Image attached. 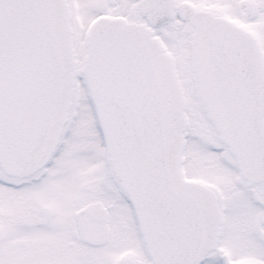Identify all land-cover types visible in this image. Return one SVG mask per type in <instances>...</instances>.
<instances>
[{"label":"snow or ice","instance_id":"obj_1","mask_svg":"<svg viewBox=\"0 0 264 264\" xmlns=\"http://www.w3.org/2000/svg\"><path fill=\"white\" fill-rule=\"evenodd\" d=\"M0 264H264V0H0Z\"/></svg>","mask_w":264,"mask_h":264}]
</instances>
